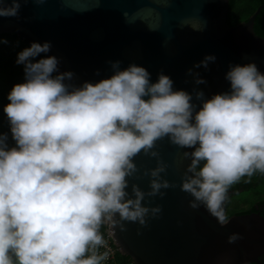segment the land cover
Returning <instances> with one entry per match:
<instances>
[{"label": "clouds", "instance_id": "clouds-1", "mask_svg": "<svg viewBox=\"0 0 264 264\" xmlns=\"http://www.w3.org/2000/svg\"><path fill=\"white\" fill-rule=\"evenodd\" d=\"M19 8L20 0H0V17ZM50 47L33 42L18 53L25 79L3 109L15 145L0 134V264H102L108 252L99 251L106 247L101 225H145L149 211L161 210L146 206L145 197L175 187L160 179V162L150 170L148 192L138 184L128 192L134 158L158 156L153 149L163 138L192 149L184 152L191 162L181 190L193 197L192 208L205 206L222 225L230 187L264 173V73L255 63L230 66L231 91L203 99L197 111L168 75L153 83L137 64L121 70L117 61L109 78L66 83L74 74L59 72L56 56L34 60ZM214 60L208 55L200 64ZM204 82L198 76L196 83Z\"/></svg>", "mask_w": 264, "mask_h": 264}, {"label": "water", "instance_id": "water-1", "mask_svg": "<svg viewBox=\"0 0 264 264\" xmlns=\"http://www.w3.org/2000/svg\"><path fill=\"white\" fill-rule=\"evenodd\" d=\"M263 8L264 3L247 20L230 25V0H20L18 15L0 17V35L15 34L30 46L50 42L43 54L56 56L59 72L74 74L66 83L77 87L111 77L117 61L121 70L131 64L145 67L153 83L163 73L174 90L192 95L198 111L203 99L231 91L225 78L230 66L255 63L264 73V37L255 31ZM208 55L215 60L204 67L200 62ZM198 76L205 82L197 84ZM191 150L163 138L153 149L158 156L141 152L134 158L138 171L129 177L130 195L132 184L150 190V170L160 162L166 165L160 179L175 187L162 188L163 196L145 197L146 206L161 209L149 211L145 225H110L117 249L134 264H263V215L233 214L222 225L205 206H190L193 197L181 185L191 162L184 152ZM235 192L228 191L225 215ZM234 234L238 238L230 242Z\"/></svg>", "mask_w": 264, "mask_h": 264}, {"label": "trees", "instance_id": "trees-1", "mask_svg": "<svg viewBox=\"0 0 264 264\" xmlns=\"http://www.w3.org/2000/svg\"><path fill=\"white\" fill-rule=\"evenodd\" d=\"M253 0H230L231 12L229 15V23L230 25H234L240 20H247L249 15L251 16L256 9L250 10L251 3ZM264 0H260V4H263ZM237 11V17L233 16V12ZM250 12V13H249ZM243 14V15H242ZM238 19V20H237ZM255 31L258 35L264 37V8L261 10L260 14L257 16L255 21ZM10 38V40L5 39L0 43V74H3L8 77V83L12 87L17 84L24 82V65L17 64V56L18 53L22 51V47H30L29 43L24 39L18 37L15 34H2L0 35V39L2 38ZM25 44V45H24ZM24 45V46H23ZM45 55L43 53L40 54L39 57L34 58V60H38ZM5 82V81H4ZM7 133L6 131H1L0 134ZM8 134V145L12 147L15 145V141L12 139L11 133ZM260 182H264V173L256 172L255 176L247 177L245 180H241L238 183L232 185L230 189H234L236 192L232 195L239 193L242 190L249 189L254 185L260 184ZM229 189V190H230ZM231 197V196H230ZM230 202L228 200V206ZM257 211L261 215L264 216V199L258 201L255 205H252L249 209L240 211L236 214L247 213ZM103 224L101 225V227ZM117 259L119 264H134L131 258L127 255L122 254L120 251L117 252ZM261 261L264 264V254L261 256ZM257 264V263H251Z\"/></svg>", "mask_w": 264, "mask_h": 264}, {"label": "rangeland", "instance_id": "rangeland-1", "mask_svg": "<svg viewBox=\"0 0 264 264\" xmlns=\"http://www.w3.org/2000/svg\"><path fill=\"white\" fill-rule=\"evenodd\" d=\"M259 4H260V0H253V2L251 3L252 6L250 10L252 11L256 9L259 6ZM237 11L238 9L233 12V16L235 18L237 17ZM244 20L245 19L240 20L239 22H242ZM5 39L10 40V38L5 37L0 39V43L2 42L3 44V40ZM25 48L27 47L25 46L22 47V50H24ZM7 80H8L7 76L0 74V132L6 131L7 133L9 132L11 133L9 121L7 119L6 114L3 111L4 106L9 103L8 94L11 91L10 90L11 86L9 85ZM255 175L256 173L253 176ZM246 178L247 176L243 177L241 180H245ZM262 199H264V182H260V184L254 185L249 189L242 190L239 193L232 195L229 198L230 204L226 210V218H229L230 215L236 214L240 211L249 209L252 205H255L258 201Z\"/></svg>", "mask_w": 264, "mask_h": 264}, {"label": "built area", "instance_id": "built-area-1", "mask_svg": "<svg viewBox=\"0 0 264 264\" xmlns=\"http://www.w3.org/2000/svg\"><path fill=\"white\" fill-rule=\"evenodd\" d=\"M100 232L103 235L105 241H106V247H102L99 249L101 253L107 251L108 252V258L102 262V264H119L117 259V252L119 249H117L115 242L110 237V225L105 223L102 227H100Z\"/></svg>", "mask_w": 264, "mask_h": 264}]
</instances>
